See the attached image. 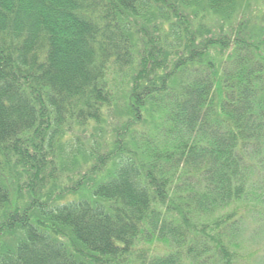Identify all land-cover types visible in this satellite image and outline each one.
Returning <instances> with one entry per match:
<instances>
[{
  "label": "trees",
  "instance_id": "trees-1",
  "mask_svg": "<svg viewBox=\"0 0 264 264\" xmlns=\"http://www.w3.org/2000/svg\"><path fill=\"white\" fill-rule=\"evenodd\" d=\"M264 212V0H0V264H236Z\"/></svg>",
  "mask_w": 264,
  "mask_h": 264
},
{
  "label": "rangeland",
  "instance_id": "rangeland-1",
  "mask_svg": "<svg viewBox=\"0 0 264 264\" xmlns=\"http://www.w3.org/2000/svg\"><path fill=\"white\" fill-rule=\"evenodd\" d=\"M239 228L236 264H264V212L246 213Z\"/></svg>",
  "mask_w": 264,
  "mask_h": 264
}]
</instances>
